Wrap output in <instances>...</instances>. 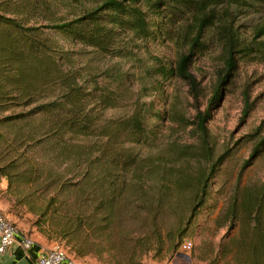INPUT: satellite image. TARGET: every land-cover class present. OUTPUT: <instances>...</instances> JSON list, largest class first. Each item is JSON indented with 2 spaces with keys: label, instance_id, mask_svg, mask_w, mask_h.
Listing matches in <instances>:
<instances>
[{
  "label": "rangeland",
  "instance_id": "rangeland-1",
  "mask_svg": "<svg viewBox=\"0 0 264 264\" xmlns=\"http://www.w3.org/2000/svg\"><path fill=\"white\" fill-rule=\"evenodd\" d=\"M82 10L61 3L56 11L59 17L71 19ZM220 10L227 12L225 17L247 40L256 36L264 48V3ZM52 36L67 54L65 68L75 70L91 92L88 108L96 114V125L114 124L139 110L145 114L149 137L135 142L127 133L117 138L80 136L75 138V151L62 150L56 137L37 136L20 143L18 151L25 157L12 173L22 174L24 181L16 182L15 177L8 189V178H0V212L23 236L45 250L59 247L78 264H252L251 257L262 254L252 247L254 226L244 224L252 218L233 219L227 211L247 160L250 165L242 172L241 186L264 181V151L251 157L254 145L264 136V51L239 62L214 110L209 123L211 155L229 154L209 181L205 203L193 210L196 178L206 171L209 154L190 123L198 111L206 109L222 65L216 35L191 68L201 88L198 99L185 81L165 79L157 71L158 61L173 63L177 58L173 43L133 39L128 34L120 42L124 51L118 56L59 33ZM101 93L117 98V104H100ZM246 95L252 107L244 115ZM42 120L40 115L33 123ZM22 128L31 130V126ZM0 132L10 139L14 130L2 127ZM6 139L0 135V166L18 154L6 146ZM82 146H91L93 154ZM118 155L123 162L113 168ZM103 164L113 172L100 181L95 177ZM112 191L116 193L105 194ZM109 206L113 209L108 210ZM186 242H191V248L183 247Z\"/></svg>",
  "mask_w": 264,
  "mask_h": 264
},
{
  "label": "trees",
  "instance_id": "trees-1",
  "mask_svg": "<svg viewBox=\"0 0 264 264\" xmlns=\"http://www.w3.org/2000/svg\"><path fill=\"white\" fill-rule=\"evenodd\" d=\"M61 3L74 4L83 10L71 19L59 17L56 10ZM87 3L90 6L86 7ZM255 3H264V0H0V129L14 130L10 139H6L4 132L0 135L1 139H6V146L18 153L0 166V178H8V189L14 184L15 177L16 182L24 181L22 174L12 173L17 161L25 157L24 152L18 151V146L26 140L34 141L37 136L56 137L64 151H75L78 147L75 138L80 136L117 138L120 133H127L135 142L149 137L145 114L139 110L130 118L114 124L96 125V114L88 108L87 98L91 92L80 82L75 70L65 68L67 54L60 49L52 34L59 33L103 54L118 56L124 51L120 42L128 34L133 39H163L173 43L179 52L177 58L173 63L158 61L157 71L165 79L177 77L185 81L195 99H198L201 88L191 68L196 56L209 50L216 35L223 54L222 65L206 109L198 111L190 123L198 133L203 150L209 154L207 158L202 153L209 164L196 178L193 210L202 206L209 196V181L217 175L229 154L224 151L216 158L211 155L209 123L213 120L214 110L232 83L239 62L264 51L256 36L247 40V36L239 33L225 17V9L220 8ZM39 19L47 23L39 24ZM98 99L100 104L106 103L105 106L117 104V98L109 93H101ZM245 102L244 115L252 107L247 95ZM8 110H11L9 114H1ZM40 115L43 120L33 123ZM46 121L48 124L42 127ZM22 125L31 126V130L24 131ZM85 149L90 156L93 154L91 146ZM262 151L264 136L254 145L251 157ZM122 154L125 156L126 153L122 151ZM118 156L112 161L113 168L123 162L121 155ZM95 157L101 161L100 155ZM248 165L250 160L242 167L227 213L233 219L252 218L251 222L244 224L254 226L256 241L252 247L256 252H262L251 257L252 264H264V181L241 186L242 172ZM98 167L100 174L95 178L101 181L111 177V169L105 168L104 164ZM91 178L86 176V179ZM111 209L113 207L109 206L108 210Z\"/></svg>",
  "mask_w": 264,
  "mask_h": 264
},
{
  "label": "built area",
  "instance_id": "built-area-1",
  "mask_svg": "<svg viewBox=\"0 0 264 264\" xmlns=\"http://www.w3.org/2000/svg\"><path fill=\"white\" fill-rule=\"evenodd\" d=\"M16 242L26 251L34 245L30 238L23 236L17 226L0 212V253H5ZM191 245V242H186L183 247L189 249ZM35 264H73V261L59 247H54L42 252Z\"/></svg>",
  "mask_w": 264,
  "mask_h": 264
},
{
  "label": "crops",
  "instance_id": "crops-1",
  "mask_svg": "<svg viewBox=\"0 0 264 264\" xmlns=\"http://www.w3.org/2000/svg\"><path fill=\"white\" fill-rule=\"evenodd\" d=\"M45 247L35 242L29 250H24L19 242L12 245L5 253H0V264H35L37 257ZM73 264H78L73 261Z\"/></svg>",
  "mask_w": 264,
  "mask_h": 264
}]
</instances>
